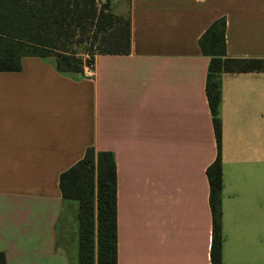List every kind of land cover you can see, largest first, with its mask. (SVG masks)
<instances>
[{
  "label": "crops",
  "instance_id": "obj_1",
  "mask_svg": "<svg viewBox=\"0 0 264 264\" xmlns=\"http://www.w3.org/2000/svg\"><path fill=\"white\" fill-rule=\"evenodd\" d=\"M129 54L59 72L26 57L0 72V253L78 264L61 249L59 176L88 147L117 168L118 264H212L207 168L218 147L199 39L226 18L232 58L264 62V0H130ZM222 264H264V64L222 73Z\"/></svg>",
  "mask_w": 264,
  "mask_h": 264
},
{
  "label": "trees",
  "instance_id": "obj_2",
  "mask_svg": "<svg viewBox=\"0 0 264 264\" xmlns=\"http://www.w3.org/2000/svg\"><path fill=\"white\" fill-rule=\"evenodd\" d=\"M130 1V0H128ZM111 0H0V72L22 70L26 57L53 58L62 73L83 72L97 55L130 53V15L110 10ZM210 57L206 95L218 147L207 168L212 212V264H222V73L257 71L263 60L232 58L226 51V18L214 21L199 39ZM83 55L89 56L86 60ZM65 201H77L78 264H118L117 168L108 151L88 147L62 172ZM0 264L6 258L0 253Z\"/></svg>",
  "mask_w": 264,
  "mask_h": 264
},
{
  "label": "rangeland",
  "instance_id": "obj_3",
  "mask_svg": "<svg viewBox=\"0 0 264 264\" xmlns=\"http://www.w3.org/2000/svg\"><path fill=\"white\" fill-rule=\"evenodd\" d=\"M110 10L117 14H123L128 16V0H111L110 3ZM86 60L89 59V56L83 55ZM78 225V223L76 222ZM74 220L73 216L70 213V209H66L60 220V224L58 226V240L59 246L64 251L68 252L71 256L72 260H77L76 250L77 247L75 246V236L76 239L78 238V230L74 228Z\"/></svg>",
  "mask_w": 264,
  "mask_h": 264
},
{
  "label": "built area",
  "instance_id": "obj_4",
  "mask_svg": "<svg viewBox=\"0 0 264 264\" xmlns=\"http://www.w3.org/2000/svg\"><path fill=\"white\" fill-rule=\"evenodd\" d=\"M92 67H93L92 65H87L86 69L90 71L92 69Z\"/></svg>",
  "mask_w": 264,
  "mask_h": 264
}]
</instances>
